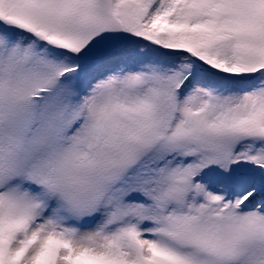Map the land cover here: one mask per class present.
I'll return each instance as SVG.
<instances>
[{"label":"snow or ice","instance_id":"obj_1","mask_svg":"<svg viewBox=\"0 0 264 264\" xmlns=\"http://www.w3.org/2000/svg\"><path fill=\"white\" fill-rule=\"evenodd\" d=\"M0 264H264V0H0Z\"/></svg>","mask_w":264,"mask_h":264}]
</instances>
